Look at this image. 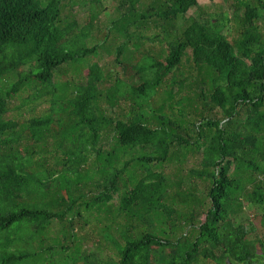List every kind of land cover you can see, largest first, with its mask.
Masks as SVG:
<instances>
[{"label": "trees", "instance_id": "16d2710c", "mask_svg": "<svg viewBox=\"0 0 264 264\" xmlns=\"http://www.w3.org/2000/svg\"><path fill=\"white\" fill-rule=\"evenodd\" d=\"M197 1L118 0L95 38L100 0H0V53L10 52L0 92L36 105L44 96L57 114L28 116L18 131L20 106L2 119L0 96V228L64 219L57 251L76 264H264V0H221L232 17ZM74 5L87 10L80 26ZM98 48L114 53L118 74L89 61L83 80H59L61 64H81L77 74ZM52 119L62 122L55 133ZM40 130L60 151L32 160V143L13 144L42 141ZM181 151L199 154L185 173Z\"/></svg>", "mask_w": 264, "mask_h": 264}, {"label": "rangeland", "instance_id": "374dc122", "mask_svg": "<svg viewBox=\"0 0 264 264\" xmlns=\"http://www.w3.org/2000/svg\"><path fill=\"white\" fill-rule=\"evenodd\" d=\"M102 3V6L106 9L103 10V13L99 14L98 17L99 19H95L94 22L92 23V28L90 30L91 34H94V37L97 38V34L105 29V27L109 26V18H113L112 16H115L116 13H118L113 7L114 4L117 3L118 0H100ZM140 2L142 1L143 5L141 6L146 7L147 3L150 0H139ZM198 5L201 7V10L203 12H207L210 14H216L219 15L220 11H225L229 16L232 17L231 15V10L227 9L225 5L222 4L221 0H198ZM139 3V2H136ZM128 4V2H126ZM103 8V9H104ZM137 7V9H139ZM66 12H68L67 7H63L61 10V16H63ZM197 13V9L194 7H191L190 9L187 10V12L184 15V18H179L176 22V27L177 30H181L186 24L187 21L185 20L186 16H191L195 15ZM72 14L74 18L76 19V22L78 26H80L84 20V17L87 14V10L85 7L74 5L72 7ZM204 13L200 14L204 17ZM67 18V16H66ZM225 28H228V31L230 32V36L234 37L235 36V22L233 19L229 20L228 24L226 25ZM145 34L150 35L152 32H154V29L151 28V25L148 24V28L144 30ZM117 40V39H116ZM115 39L110 41V38L108 39L109 43H111L112 46H109L108 49L112 50L113 45L116 42ZM144 47H151L153 50H156L159 46L160 43L157 41L151 42V41H141ZM93 40H88V46L93 44ZM162 43V42H161ZM102 44V43H101ZM100 44V46H101ZM114 59V53L112 51L106 52L104 48H98L97 54L95 56H87L84 59H82V62L85 61L84 67L81 68V70L76 74V72L79 69V66L81 65H75L74 63H69L71 65L67 66L65 64H61V69H64V74L62 76H58L59 80H69L76 81L78 82V79L83 80V74L86 72L87 65L89 64V61H95L100 68H102V72H105L106 70H109L110 72H120V69L118 65L113 61ZM61 72V70H60ZM83 73V74H82ZM122 73H119L118 77H122ZM33 80H26L24 82V85L28 84H35ZM61 83V82H60ZM40 83H38L39 85ZM0 96H2L4 99H6V95L3 92H0ZM27 97L25 101L23 99V102L20 103L19 100H17V96L9 98V103H12L14 105H18L20 103V109H18L19 112H21V118L19 119L21 123L24 122L25 118L28 116H35V117H40L44 114L49 113L48 111V101L47 99L43 97L39 98V103L36 106V103H32V98H30V95L27 94ZM33 104L32 106H30ZM119 104L125 105L126 103L119 101ZM98 105L103 107V112L101 108L97 112L99 117H104L108 111L106 107L102 105V102L99 100ZM41 107V110H40ZM117 108V107H116ZM31 109V110H30ZM34 109V110H33ZM117 112V111H116ZM11 114H15V110H11ZM49 115H52L53 117H56L57 114L55 111L53 113H49ZM3 118V116H1ZM5 118V117H4ZM14 119V118H10ZM16 120V119H15ZM19 122V121H18ZM62 122L59 120H54L52 119L50 121L49 127L52 128L53 132H56L57 126H59ZM54 124V125H53ZM40 133L43 134L44 139L40 142H35L34 138H30L28 136L21 138L22 141L21 146L25 143H32L28 146L29 151H34V153L37 154H49V153H59L58 151V146L50 144V137H47L41 130ZM63 135V134H62ZM33 136H37L36 133H33ZM61 136V134H60ZM25 142V143H24ZM14 145V144H13ZM48 152V153H47ZM186 152V151H185ZM183 152L179 153V160L181 163V169L182 173H185L186 170L191 167V166H196V162L199 158L198 153H191V152ZM183 154H185V157L183 159ZM51 162V160L49 161ZM175 164L169 163V165L165 168V171L168 170V172L172 173L173 167ZM61 164L55 165L56 171L54 174L57 173L59 169H61ZM43 176L47 175L45 173H41ZM170 176H174L170 174ZM57 181V179H56ZM195 181L199 182L197 179ZM56 182H52V186H55ZM244 209L246 210L247 213H249L251 210H257L255 206L252 204H246L244 205ZM58 211V209L56 210ZM4 213V212H3ZM245 215V213L243 214ZM54 223L48 225L43 217H36L34 219H29V218H23L21 220L15 221L9 226L5 228H0V263L2 262L3 258L9 257L6 259L3 264H76L75 262H72V257H63L58 254V247L62 245L63 243V232L66 231V228L64 226L65 220L64 219H58V218H53ZM254 224L256 223L257 225V220L252 219ZM35 228V229H34ZM86 230H89L88 227H86ZM46 234H49L48 237H45L44 239L43 236ZM32 236V238H31ZM92 240H97V236H92ZM48 244L50 246L49 249H43L42 245L43 244ZM105 251H109L108 253L110 254L111 257H113L112 254V248L109 244L106 245ZM23 255V256H22ZM103 258L105 255L102 256Z\"/></svg>", "mask_w": 264, "mask_h": 264}, {"label": "clouds", "instance_id": "9594fccd", "mask_svg": "<svg viewBox=\"0 0 264 264\" xmlns=\"http://www.w3.org/2000/svg\"><path fill=\"white\" fill-rule=\"evenodd\" d=\"M9 60H10V52H9V50L8 49H6V50H4V51H2L1 53H0V62H2V63H8L9 62ZM4 78H5V76L3 77V75H1L0 76V81H2L1 82V84H0V87H6V85L4 84L5 83V80H4ZM3 84H4V86H3ZM4 87V88H5ZM12 97H14V94L12 93V96H6V99H5V101H6V112L4 113V114H2V116H3V118L2 119H5V120H11V121H13L14 119H10V118H14L13 117V115L11 114V110H14V106H16V105H14V104H12V103H9V98H12ZM15 97H16V95H15ZM17 100H18V98H17ZM29 100V99H28ZM28 100H25V101H28ZM33 104H31L30 106H32ZM18 106H20V103L18 104ZM37 106V105H36ZM34 110V109H33ZM40 110H41V107H40ZM5 117V118H4ZM17 121H19L18 123H17V125H16V127L15 128H17V130L18 131H22L23 130V125H22V123L20 122V120L19 119H16ZM7 134V132L5 133V135ZM30 137V136H29ZM31 138V137H30ZM20 141H22L21 139L20 140H18L16 143H14V145L16 146ZM30 143V142H29ZM20 146H21V143H20ZM24 146V145H23ZM22 147V146H21ZM38 155L39 154H37V153H35L34 154V156H33V159L32 160H36V158L38 157ZM27 169H28V167H27ZM24 170H26L25 168H24ZM56 174H53V176H55ZM47 235V236H46ZM45 236H43V238L42 239H44L45 237H48L49 236V234H46ZM31 238H32V236H31ZM42 248L43 249H48V244H43L42 245Z\"/></svg>", "mask_w": 264, "mask_h": 264}]
</instances>
